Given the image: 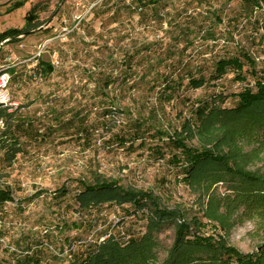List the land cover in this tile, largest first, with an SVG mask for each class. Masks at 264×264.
Listing matches in <instances>:
<instances>
[{
  "label": "rangeland",
  "instance_id": "374dc122",
  "mask_svg": "<svg viewBox=\"0 0 264 264\" xmlns=\"http://www.w3.org/2000/svg\"><path fill=\"white\" fill-rule=\"evenodd\" d=\"M15 1L0 0V12ZM145 2L28 0L0 17V33L22 28L39 5L42 24L0 51V72L11 77L9 94L18 103L0 119V186L14 198L0 206V264H82L110 236L123 245L146 237L150 203L80 207L81 182L97 177L149 192L160 208L181 213L190 225L187 240L212 237L264 264V208L252 195L257 208L238 198L249 187L236 174L264 177V129L230 122L211 135L198 114L214 110L226 119L216 111L238 107L236 96L247 89L257 91L264 78V0ZM243 54L255 62L245 64L244 81L230 68L212 79L220 60ZM54 57L59 67L43 76L40 63L52 66ZM40 74L42 81L35 80ZM192 78L205 84L192 88ZM186 123L193 132L187 149L213 151L233 173L217 171L221 179L213 185L188 179V155L169 140ZM61 189L67 193L55 195ZM151 236L148 264H164L176 225ZM218 261L239 264L227 257L209 262Z\"/></svg>",
  "mask_w": 264,
  "mask_h": 264
},
{
  "label": "trees",
  "instance_id": "16d2710c",
  "mask_svg": "<svg viewBox=\"0 0 264 264\" xmlns=\"http://www.w3.org/2000/svg\"><path fill=\"white\" fill-rule=\"evenodd\" d=\"M28 0H18L11 2L7 5L4 13L0 12V17L4 15H10L15 11L23 8ZM62 1V0H61ZM146 0H138L139 4L146 5ZM157 0H149V3L156 2ZM254 6L259 5V0H252ZM39 5L33 6L25 16V25L22 28H10L0 33V51H2L6 43H19L25 37L32 35L42 27L39 21ZM24 36V37H23ZM245 64L250 67H255V62L249 58L248 55L238 56L235 58L220 60L216 65V71L213 76V80L222 78L227 74L228 69H236L239 75V79L244 81L242 77V71ZM45 65L46 74L43 72V76L51 74L53 72V66L49 64L40 63ZM255 76L254 71H252ZM264 77V75H263ZM205 84L204 78L194 79L190 81L189 85L192 88H199ZM264 78L256 82L257 91L254 93L252 90H245L243 93L238 94L239 106L234 109H225L223 111H216L222 113L226 119L219 118L214 110L204 115V110H198L199 117L202 121L203 128L209 130V133L218 134L220 128L229 125L232 122L231 128H242V126L248 127L254 131L258 128L264 129ZM205 109V108H203ZM6 112L8 109H4ZM0 109V119L6 115V112ZM215 123H221V126L215 125ZM10 127V126H8ZM7 127V129H8ZM228 127V126H227ZM214 128L216 130H214ZM163 135V134H161ZM167 135V134H164ZM4 136V135H3ZM188 136L193 137L189 124H185L181 132H176L175 136L169 138L175 148L183 150L184 154H187L189 160L188 168L189 171L187 177L191 181L196 180H207L213 185L219 182L221 177L217 171L230 172L231 170L226 164V159L209 149H204L201 153H197L193 150H188L185 144ZM204 163L208 166H217V168L205 167ZM203 167L204 170H203ZM227 167V168H225ZM233 173V172H230ZM235 174V173H234ZM237 175L241 176L248 184L249 191L244 193L239 192L238 198H250L254 197L258 200V204L264 208V177H257L251 174H244L243 172H236ZM84 190L77 196V200L80 203V207L85 210H89L93 206L102 205L105 203H116L123 205L131 203L138 209H143L148 203L153 208L152 217L149 220V232L146 237L141 240H130L127 245H123L118 242L114 237L106 239L102 244L98 246L95 252L88 255L82 264H148L151 259H154L153 247L155 241L151 234L154 230L159 229L166 223L172 222L176 225V238L174 246L170 250L168 259L164 264H207L211 260V257L216 260H221L227 257L229 261L233 258L237 259L239 264H260L257 260L256 263L247 256H242L235 248L228 247L224 241H220L215 244L212 237H203L195 235L193 240H187L186 236L189 234L190 225L182 218L181 213L176 211H169L164 208H160V204L156 197L149 192L138 191L134 189H124L119 183L115 181H108L97 177L93 183L81 182ZM246 189V188H245ZM66 194L67 192L63 189L55 192ZM248 201L249 208L253 205L255 208L256 202ZM251 199V198H250ZM13 194L10 189H4L0 186V206L13 202ZM264 254V251L263 253ZM210 264V262H209ZM218 264H227V262H219Z\"/></svg>",
  "mask_w": 264,
  "mask_h": 264
},
{
  "label": "built area",
  "instance_id": "2783aa9c",
  "mask_svg": "<svg viewBox=\"0 0 264 264\" xmlns=\"http://www.w3.org/2000/svg\"><path fill=\"white\" fill-rule=\"evenodd\" d=\"M83 20V19H82ZM79 20V24L82 21ZM66 31V30H65ZM41 54V53H40ZM39 54V56H41ZM60 65V61L57 57H54L52 61V66L54 68H58ZM42 75H35V80L42 81ZM11 77L6 72H0V109H8L11 113L14 110L18 109V103L12 101V97L9 94V84H10ZM0 244H5V239L0 237Z\"/></svg>",
  "mask_w": 264,
  "mask_h": 264
},
{
  "label": "crops",
  "instance_id": "0c3cea01",
  "mask_svg": "<svg viewBox=\"0 0 264 264\" xmlns=\"http://www.w3.org/2000/svg\"><path fill=\"white\" fill-rule=\"evenodd\" d=\"M26 3H27V2H26ZM25 5H26V4H25ZM21 9H22V8H21ZM19 10H20V9H19ZM17 11H18V10H17ZM15 12H16V11H15ZM15 12H14V13H15ZM24 25H25V24H24ZM9 29H10V28H9ZM7 30H8V29H7ZM38 30H42V28H40V29H38ZM23 37H24V36H23Z\"/></svg>",
  "mask_w": 264,
  "mask_h": 264
}]
</instances>
